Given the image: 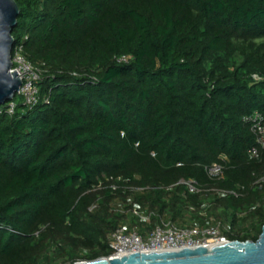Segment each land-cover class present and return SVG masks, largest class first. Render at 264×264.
<instances>
[{
	"label": "trees",
	"instance_id": "obj_1",
	"mask_svg": "<svg viewBox=\"0 0 264 264\" xmlns=\"http://www.w3.org/2000/svg\"><path fill=\"white\" fill-rule=\"evenodd\" d=\"M15 1L43 73L37 105L0 113V264L109 256L118 226L146 233L134 206L260 237L264 149L249 157L244 117L264 113V0Z\"/></svg>",
	"mask_w": 264,
	"mask_h": 264
},
{
	"label": "built area",
	"instance_id": "obj_2",
	"mask_svg": "<svg viewBox=\"0 0 264 264\" xmlns=\"http://www.w3.org/2000/svg\"><path fill=\"white\" fill-rule=\"evenodd\" d=\"M27 38V37H26ZM127 60L128 57H124ZM11 72L17 71L22 80L20 94L24 98V104L32 108L39 101L38 83L42 79V69L35 66L25 55L24 45L15 41L12 51ZM257 80L258 75H253ZM17 103L12 100L5 109H0V113L7 112L10 115L15 114ZM244 121L250 124L251 130L255 134L256 144L249 148L248 154L251 159H260V151L264 149V113L255 111L253 114L244 117ZM227 157L222 155L219 161H216L205 167L208 176L212 179L221 178L224 175L225 163ZM181 183L187 185L190 192H197L198 184L195 179L182 180ZM116 189V186L113 187ZM141 191V188L135 189ZM224 193H234V191H225ZM132 215L142 222L151 224L153 217H158L159 221L152 226L146 233L139 229H128L126 225L118 226L111 234L109 245L112 253L103 259H113L122 257L133 252H151V251H178L184 248H196L205 246L211 248L216 245L229 243L231 241H241L230 239L224 233L228 227L222 221H215L213 224L201 227L199 225L179 226L176 222L166 216H161L155 212H147L137 206L132 207ZM248 241V240H246ZM245 242V241H242Z\"/></svg>",
	"mask_w": 264,
	"mask_h": 264
},
{
	"label": "water",
	"instance_id": "obj_3",
	"mask_svg": "<svg viewBox=\"0 0 264 264\" xmlns=\"http://www.w3.org/2000/svg\"><path fill=\"white\" fill-rule=\"evenodd\" d=\"M19 13L15 0H0V106L12 100L22 84L18 72L10 71L15 44L13 29ZM75 264H264V226L256 241H231L211 248L199 246L178 251L133 252Z\"/></svg>",
	"mask_w": 264,
	"mask_h": 264
},
{
	"label": "rangeland",
	"instance_id": "obj_4",
	"mask_svg": "<svg viewBox=\"0 0 264 264\" xmlns=\"http://www.w3.org/2000/svg\"><path fill=\"white\" fill-rule=\"evenodd\" d=\"M16 100H17V101H21V97H20L19 95H17V96H16ZM143 224H144V226H147V227H146V228H147V230H146V234H147V232H148L152 227H150V224L147 223V222H143Z\"/></svg>",
	"mask_w": 264,
	"mask_h": 264
}]
</instances>
